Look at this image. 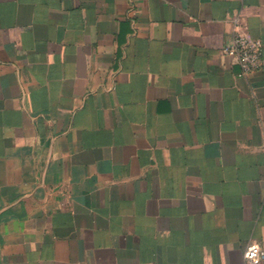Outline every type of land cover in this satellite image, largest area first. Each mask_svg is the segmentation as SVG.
Instances as JSON below:
<instances>
[{"label":"crops","instance_id":"0c3cea01","mask_svg":"<svg viewBox=\"0 0 264 264\" xmlns=\"http://www.w3.org/2000/svg\"><path fill=\"white\" fill-rule=\"evenodd\" d=\"M236 34L263 46L247 76ZM252 243L264 0H0V264H244Z\"/></svg>","mask_w":264,"mask_h":264},{"label":"built area","instance_id":"2783aa9c","mask_svg":"<svg viewBox=\"0 0 264 264\" xmlns=\"http://www.w3.org/2000/svg\"><path fill=\"white\" fill-rule=\"evenodd\" d=\"M262 51L263 46L259 40L242 34H236L222 50L225 55L236 59L244 76L263 67ZM244 260V264H264V250L258 244L252 243L245 249Z\"/></svg>","mask_w":264,"mask_h":264}]
</instances>
